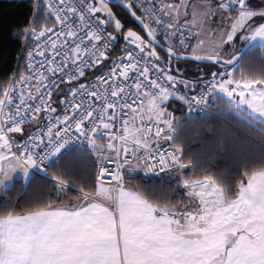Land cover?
Segmentation results:
<instances>
[{
	"label": "snow or ice",
	"instance_id": "6c2138e0",
	"mask_svg": "<svg viewBox=\"0 0 264 264\" xmlns=\"http://www.w3.org/2000/svg\"><path fill=\"white\" fill-rule=\"evenodd\" d=\"M114 7L135 17L150 41L129 27L122 54L105 66L125 26ZM36 9L37 24L43 13L59 29H24L25 39L36 38L27 72L0 88V188L16 172L27 177L39 167L51 176L57 196L76 183L79 198L55 204L45 189L47 202L24 214L0 215V264H264V167L245 173L247 183H239L234 199L212 176H184L190 161L181 144L171 142L176 118L163 106L170 97L206 104L208 93L220 90L264 117V75L241 69L237 78L231 67L236 56L225 55V46L241 34L264 39V23L253 20H264V8L251 9L246 0H37ZM158 32L167 53L163 67ZM181 59L210 60L223 70L190 81L166 66ZM98 65L106 67L103 75L68 85L58 112L53 94ZM178 83L204 91L181 95L173 91ZM79 140L91 145L98 164L90 191L46 166ZM108 163L115 167L112 184L103 179ZM134 169L176 170L194 206L176 211L130 190L126 174Z\"/></svg>",
	"mask_w": 264,
	"mask_h": 264
},
{
	"label": "trees",
	"instance_id": "16d2710c",
	"mask_svg": "<svg viewBox=\"0 0 264 264\" xmlns=\"http://www.w3.org/2000/svg\"><path fill=\"white\" fill-rule=\"evenodd\" d=\"M252 2L259 4L264 0H253ZM252 6L251 8H254ZM114 9H118L123 14L117 12V18H122L121 22L125 25L121 29V34L131 27L146 40L127 13L118 7H114ZM36 11L32 1L0 0V88L11 81L15 70L23 71V65L19 63V53L24 38V29H27L32 20L39 27L52 24L50 19L45 21L42 18L43 13L37 24ZM137 14L139 15V13ZM241 36L242 34L234 41L236 48L231 56L239 53L246 43V41H241ZM157 38L163 42L159 36ZM122 40L121 36L119 41ZM156 51L162 57L167 58L159 49L156 48ZM114 53L112 52L110 57ZM173 61L177 64L176 68L180 69L179 75L190 81L198 82L201 78L208 77L210 72H219L223 69L222 65L218 64L203 65L191 61ZM106 64L107 61L104 65ZM161 66L163 67L162 63ZM231 67L236 68L238 76L241 69L246 73L264 75V49L254 46ZM100 68L86 74L85 79L93 77ZM176 68L171 66L170 74L176 76ZM198 68L203 71H199ZM180 88L185 89L182 85ZM199 88L191 90L197 91ZM168 107L176 113L175 128L177 133L172 143L181 144L182 156L185 160L192 161L191 169H189L192 176L194 178L205 175L212 176L227 189L228 196L234 199L239 183L244 182L248 177L245 173L250 174L252 171L264 167V124L251 125L244 119H239L226 111H221L219 117H194L187 113L184 106L175 101H170ZM188 115L191 118H187ZM49 169L69 176L72 180L82 184L86 191L96 187L97 162L94 154L88 150H74L61 162L50 166ZM126 183L136 192H143L150 200H155L158 204H170L174 208H184L188 204V197L180 190L176 180L170 179L167 175L154 178L139 173L127 178ZM45 189H47L48 200L55 204L65 202L70 204L79 198V189L76 183L68 185L66 194L57 196L50 175L32 174L27 181L17 179L10 188L0 189V215L5 211L24 214L38 204L47 202L44 199Z\"/></svg>",
	"mask_w": 264,
	"mask_h": 264
},
{
	"label": "built area",
	"instance_id": "2783aa9c",
	"mask_svg": "<svg viewBox=\"0 0 264 264\" xmlns=\"http://www.w3.org/2000/svg\"><path fill=\"white\" fill-rule=\"evenodd\" d=\"M14 1H32L34 3V6H35V10H36V3H37V0H14ZM247 3V2H246ZM235 8V6H233ZM52 21V24L50 26H43V27H54V30H58L59 29V25L56 24V22L53 20V19H50ZM30 27H35L36 30L39 32L40 28L42 27H39L37 26L35 23H34V20L31 21V23L28 25L27 29L30 28ZM110 30V29H109ZM36 38L35 37H31L29 36L28 39H25V36L23 38V42H22V47H21V50H20V53H19V63L23 65V71L22 72H18V70H15L14 74L12 75V78L11 80L14 78V77H18V75L20 73H26L27 72V69H26V64H27V52L29 50H34V43L33 41L35 40ZM123 44H124V41H118L116 42V44H114L112 46V48L109 50L106 58L104 61H102V63L104 64L106 61H107V64L105 66H110L111 64V57H110V54L112 52H115L113 56H119L121 55V48L123 47ZM34 59H39L38 56L34 57ZM101 66H96L95 68H88V69H85V76L84 77H80L77 81H71V82H66L64 86H62L61 88V91L58 92V93H54L53 96H52V101H53V106H56L57 107V111L59 112L61 109H60V106H59V100H58V97L61 95V94H64V90L65 88L68 86V85H74V84H78V83H84L88 80H92L94 79V77L96 75H103V73L106 71V67H101L98 71L95 72V75L89 79H85L86 77V74L88 73H91L93 71H95L97 68H99ZM222 71V70H221ZM47 74V73H46ZM131 75V74H130ZM227 78V77H225ZM169 87H171V85H169ZM173 91H179L181 95H183L185 92L189 93L191 96H195V95H199L201 94L204 89H203V86L200 87L197 91H192L191 89H181L178 84L175 85V87L173 88ZM171 101H175L179 104H181L182 106H184L186 108V111L188 114H191L192 116L194 117H207V116H217L219 117L220 114H221V105L219 103V100L217 98V95L215 92H210L208 93L207 95V102L206 104H200V105H191L189 104L188 101L186 100H180L177 98H170ZM222 109V108H221ZM166 110L168 112H171L173 114V116L176 118V113L173 109H170L169 107L166 108ZM42 115V114H41ZM176 122V119L174 121V124ZM116 127V130L117 132L120 131V125L119 123H117V125L115 126ZM12 135H15L14 133ZM18 135H22L23 136V133H20ZM165 144V147L168 146V142H162ZM91 145H89L86 141L84 140H79V141H70L68 144H66L60 151V153L55 156L52 160H50L48 163H47V167L49 168L50 166L54 165V164H58L59 162H61L65 157L68 156V154H70L72 151L74 150H77V149H86V148H89ZM171 150V149H169ZM106 167L110 168L111 171H109L108 173L105 174V176L103 177L104 181L106 184H112L113 181L111 180V175H112V172L115 170V167H114V164L112 163H108L105 165ZM97 167H98V164H97ZM143 170V169H142ZM174 171V169H170V170H165V171H153V172H144V174L146 176H149V177H154V178H161L167 174H170ZM30 173L31 174H38V175H42V176H45L46 175V172H44L43 170H41L39 167H36V168H33L30 170ZM188 208L187 207H184V208H175L176 211H183V210H187Z\"/></svg>",
	"mask_w": 264,
	"mask_h": 264
},
{
	"label": "rangeland",
	"instance_id": "374dc122",
	"mask_svg": "<svg viewBox=\"0 0 264 264\" xmlns=\"http://www.w3.org/2000/svg\"><path fill=\"white\" fill-rule=\"evenodd\" d=\"M253 0H246V2L247 3H252V5H251V3L249 4V6H252V7H254V8H256V9H254V8H251V9H254V10H259L260 8H264V2H259V4H257V3H253L252 2ZM258 8V9H257ZM113 12L116 14V16H117V12H119L120 14H122L118 9H114L113 8ZM139 13V12H138ZM140 14V13H139ZM102 16L104 15V14H101ZM123 15V14H122ZM233 15H235V14H233ZM253 20H256L257 21V23H260V22H262V20H260L258 17H253ZM215 26V25H214ZM134 30V29H133ZM134 31H136V30H134ZM119 32L120 33H122L121 32V30H119ZM137 32V31H136ZM138 34L142 37V35L138 32ZM121 36H122V34H121ZM157 36H159L160 38H161V34L158 32L157 33ZM245 36H246V34H242V36H241V41H243V40H248L247 38H245ZM143 38V37H142ZM144 39V38H143ZM162 39V38H161ZM243 39V40H242ZM145 40V39H144ZM146 41V40H145ZM244 42V41H243ZM226 47V49H225V55H227V56H231V54L234 52V50H235V48H236V45L234 44V42L231 44V45H229V46H225ZM158 53V52H157ZM158 56L161 58L159 61L162 63V65L163 66H165V62H166V60H167V58H164V57H162L159 53H158ZM170 70H171V66L173 67V68H176V66H177V64H176V62H174L173 60L171 61V63L170 64H167L166 65ZM235 70H236V68H235ZM181 77V76H180ZM182 78V77H181ZM180 85H182V84H179L178 83V86L180 87ZM219 91V93L226 99V100H228L229 102H231V103H234L225 93H223L222 91H220V90H218ZM217 92V90L215 91V93ZM171 98V97H170ZM170 98H169V100L168 101H166L165 103H164V107L165 108H167L168 107V104L170 103ZM220 105H221V108H220V110L222 111V112H224V111H226L227 112V108H226V106L225 105H222L221 104V102H220ZM191 115V114H190ZM190 115H188L187 116V118H189L190 117ZM191 118V117H190ZM176 124V123H175ZM176 133H177V129L175 128V131L174 132H172L171 133V136H172V141L171 142H173V140H174V138H175V136H176ZM15 134V136H18V134L17 133H14ZM20 134V133H19ZM85 150H88V151H90V152H92L93 154H94V156H95V153L92 151V149H91V146H90V148H88V149H85ZM189 169H191V167H190V165H188V166H186L184 169H183V173H184V176H191L192 178H194L193 176H192V174L190 173V170ZM139 173H141V174H143V175H145L144 174V172H143V170L142 169H134V170H130V171H128L127 172V177L129 178V177H132V176H135L136 174H139ZM32 174L31 173H29V175L27 176V177H25L24 176V174L22 173V172H16L15 174H14V176L6 183V185L4 186V187H2V188H0V189H8V188H10L11 186H12V184L14 183V181L15 180H17V179H22V180H24V181H27V179L31 176ZM46 175H47V173H46ZM167 177H169L170 179H172V180H176V182H177V184H178V186H179V188H180V190L181 191H183L184 193H185V195L187 196V192H186V188H185V186H183L182 185V183H180V181L182 180V176L180 175V173H178L176 170H174L172 173H170V174H167ZM126 180H127V178H126ZM126 186H129L127 183H126ZM131 187V186H130ZM67 190H68V187H67V189H66V191H65V193H63V194H66L67 193ZM188 197V196H187ZM197 203H198V201H197ZM63 204H67L68 205V203L67 202H65V203H63ZM192 206H194V205H189V204H187V208L189 209V208H191Z\"/></svg>",
	"mask_w": 264,
	"mask_h": 264
},
{
	"label": "crops",
	"instance_id": "0c3cea01",
	"mask_svg": "<svg viewBox=\"0 0 264 264\" xmlns=\"http://www.w3.org/2000/svg\"><path fill=\"white\" fill-rule=\"evenodd\" d=\"M248 5H249V3H248ZM250 8H251V6H250ZM243 41H247V40H243ZM256 46L264 49V39L259 38V41L256 44ZM233 69L235 70V68H233ZM233 69H231V70H233ZM235 72H236V70H235ZM237 78H239L238 75H237ZM182 86L184 87V85H182ZM185 89H187V88H185ZM216 95H217V98L219 99V101L221 102V104L226 106L228 113L235 115L239 119H244L246 122H248L251 125H254L256 123L264 124V117H261L260 115H258L257 113H255L253 110H251L247 106H244V105L237 106L235 103L229 102L228 100H226L219 93L218 90L216 92ZM247 180H248V177L244 181V183H247ZM128 187H130V186H128ZM130 190L135 191L131 187H130ZM76 202H77V200L74 201L73 203L68 204V205L75 204ZM97 202H100V201H97Z\"/></svg>",
	"mask_w": 264,
	"mask_h": 264
},
{
	"label": "water",
	"instance_id": "95a60500",
	"mask_svg": "<svg viewBox=\"0 0 264 264\" xmlns=\"http://www.w3.org/2000/svg\"><path fill=\"white\" fill-rule=\"evenodd\" d=\"M129 15V17L131 18V20H133L136 25L138 26L139 30L142 32V34L145 36L146 40L147 41H150V37L148 36L147 34V30L143 29L139 23L136 21L135 17H132L129 13H127ZM264 23V21L262 22ZM158 39V38H157ZM159 40V39H158ZM259 41V38H256L255 40H252V39H248L246 41V43L244 44V46L242 47L241 51L237 54H235L234 56H236V60L235 62L233 63V65H235L251 48H253L254 46H256V44L258 43ZM157 49H159L160 51H162L166 56H167V53L164 51V43L161 41L160 45L159 46H156ZM178 61H184L183 59L181 60H178ZM188 61H191V62H195V63H198V64H203V65H209V64H216L215 62L213 61H210V60H204L202 62L200 61H195V60H188ZM232 65V66H233Z\"/></svg>",
	"mask_w": 264,
	"mask_h": 264
},
{
	"label": "clouds",
	"instance_id": "9594fccd",
	"mask_svg": "<svg viewBox=\"0 0 264 264\" xmlns=\"http://www.w3.org/2000/svg\"><path fill=\"white\" fill-rule=\"evenodd\" d=\"M174 131H175V128H174ZM174 131H173V132H174ZM181 147H182V145H181ZM189 161H190V163H189V164H187V165H185V167H186V166H188V165H190V164L192 163V161H191V160H189Z\"/></svg>",
	"mask_w": 264,
	"mask_h": 264
}]
</instances>
